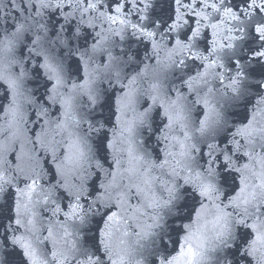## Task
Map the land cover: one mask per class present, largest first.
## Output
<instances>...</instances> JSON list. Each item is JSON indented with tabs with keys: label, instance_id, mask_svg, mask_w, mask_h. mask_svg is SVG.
Wrapping results in <instances>:
<instances>
[{
	"label": "snow or ice",
	"instance_id": "6c2138e0",
	"mask_svg": "<svg viewBox=\"0 0 264 264\" xmlns=\"http://www.w3.org/2000/svg\"><path fill=\"white\" fill-rule=\"evenodd\" d=\"M3 8L17 15L9 21L10 12H5L0 23V162L14 173L5 181L7 187H0L4 197L0 228L5 229L0 264H40L41 259L59 264L46 238L51 228L42 227L40 236L45 238L34 244L18 218L21 195L25 208L36 200L40 211L33 214L42 220L94 225L82 227L85 245L76 249L72 264L77 259L116 264L100 238L108 221L120 220V200L109 196L101 183L105 174L114 178L119 165L118 157L108 163L113 149L108 129L118 127L117 106L122 101L135 104L143 95L140 123H147L152 105L156 115L163 113L170 123L165 101L175 105L177 99L195 93L193 82L202 88L209 76L233 93L254 91L255 96L248 98L233 128L219 139L201 140L200 146L194 142L189 153V172L194 166L199 176L214 168L219 181L202 185L199 194L207 196L212 187L227 189L226 207L235 216V239L230 226L229 239L211 252L205 250L201 264H256L255 254L264 247V232L258 230L264 225V202H254L255 188L246 184L244 173L264 160V127L255 123L257 114L264 117V0H8ZM192 65L197 68L194 74ZM185 67L188 75L181 77L182 87L163 91L159 73ZM149 69L155 73L151 80ZM257 77L261 82L248 83ZM102 83L113 91L108 93ZM82 100L109 114L87 121L89 129L99 133L98 159L92 168L94 178L83 186L89 190L73 194L61 178L60 158L72 159L64 146L67 141H61L69 118L77 126L83 122ZM206 105L207 100L198 112L202 125ZM248 105H253L251 110ZM183 111L177 112L178 118H186ZM154 126L160 131V125ZM163 160L164 154L155 151V162ZM183 183V191L173 199L191 191L189 182ZM93 206L96 211L104 208L103 215H85V209L93 213ZM89 231L95 235L88 236ZM171 231L176 234L171 247L162 234L156 246L155 230L147 234L139 248L140 264H195L197 249L183 242V229Z\"/></svg>",
	"mask_w": 264,
	"mask_h": 264
},
{
	"label": "clouds",
	"instance_id": "9594fccd",
	"mask_svg": "<svg viewBox=\"0 0 264 264\" xmlns=\"http://www.w3.org/2000/svg\"><path fill=\"white\" fill-rule=\"evenodd\" d=\"M0 23H3V17H0ZM0 60H3V53H0ZM191 67L194 74L197 68L195 65ZM126 70L130 71L131 68ZM149 74L151 80L155 73L149 69ZM187 75V67L181 72L170 70L164 73L161 71L159 78L162 90L181 88V77ZM208 80L209 83L202 88H196L193 82L195 93L177 99L175 105H172L170 101H165V106L172 116L170 123L163 113L156 115L155 105L151 106L152 111L148 114L147 123H140V106L143 104V95L135 104L122 101V105L117 106L119 107L118 127L108 129L113 134V149L108 153V163H112L113 159L118 157L119 165L116 168L115 177H108L105 174L101 183L105 184V190L109 196L120 200L118 210L120 220L119 222L108 221V226L103 229L105 236L100 238L116 259V264H140V244L144 243L147 234L154 230L158 233L155 238L156 246H159V235L162 234L171 247V239L176 238V234L171 230L183 229L180 233L183 242L191 243L197 249L195 264H201V256L205 250L211 252L213 248L229 239L230 226L232 239H235V216L227 210V201L223 195L227 189L221 187L217 190L216 187H212L207 196L200 195L199 189L202 185L216 180L213 175L214 168L210 169L207 174L199 176L194 166L189 172L188 168L192 164V156L189 153L194 142L200 146L201 140L219 139L221 135L228 132V129L233 128L238 114L244 111L248 98L254 97L255 92L236 94L222 87L211 76ZM257 82H261L259 77L248 81L249 84ZM102 88L108 93L113 91V88L107 84L102 83ZM261 91L264 92V89ZM116 95L119 96L120 93L117 92ZM197 99L200 101L199 104L196 103ZM205 100H207L206 110L200 117L204 120L202 125L197 117ZM100 103H104V97H101ZM252 107L253 105H248L249 110ZM181 108L184 109L185 119L177 116ZM261 110L264 111V105L261 106ZM108 114L106 109L101 110L99 107L94 109L87 100H82L80 115L83 122L77 126L69 118L70 127L65 130L61 143L67 141L64 146L68 149V154L72 159L64 161L61 157L60 168L61 178L73 194L89 190L83 186L90 184L94 178L92 168L98 159L96 140L99 133L90 130L87 121L91 120L92 116L100 117ZM255 123L264 127V117L257 114ZM154 125H160V131H156ZM149 137H151L150 140ZM57 139L61 138L57 136ZM181 144L184 146L181 147ZM154 150L164 154L162 162H155ZM196 159H199V153H196ZM262 165H264V160L257 162L254 171L249 170L244 173L246 184L250 189L255 188L257 199L254 202H264ZM28 170L29 167L25 165V171ZM13 175L14 173L5 167L3 162H0V187L6 188L5 181L11 179ZM184 180L192 186L191 191L180 195L178 199H173L178 191H183ZM216 183L218 184L219 181L216 180ZM37 189L39 190V184H37ZM130 189L132 191H129ZM39 195L42 196L43 193ZM239 199L238 196L237 200ZM0 203H4L2 192H0ZM39 211L40 205L35 199L25 208L23 195H21L18 218L31 232L33 243L45 238L40 236L42 227H50L51 234H46V238L52 242V247L57 254L56 259L59 264H72L73 259L77 257L76 249L85 245L82 227L93 228L94 225L81 226L79 220L74 222L70 219L61 223H56L54 220H42L40 215L33 214ZM104 211V208L96 211L93 206V213H88L85 209V215L94 214L99 217ZM258 230L264 232V225H261ZM4 232L5 229L0 228V246L3 244ZM87 235L93 236L95 232L89 231ZM88 247L90 248L91 245ZM262 254H264V247L255 254L256 264H264V260L261 259ZM145 259L150 260V256H146ZM40 264H45L44 259H41ZM77 264H88V262L77 259Z\"/></svg>",
	"mask_w": 264,
	"mask_h": 264
},
{
	"label": "water",
	"instance_id": "95a60500",
	"mask_svg": "<svg viewBox=\"0 0 264 264\" xmlns=\"http://www.w3.org/2000/svg\"><path fill=\"white\" fill-rule=\"evenodd\" d=\"M8 2V0H0V17H3V19L5 18V12H10V15L7 17L9 19V21H11V17L16 16L17 13L15 11H12L10 8L5 9L3 8V5L6 4ZM91 237V236H90Z\"/></svg>",
	"mask_w": 264,
	"mask_h": 264
}]
</instances>
